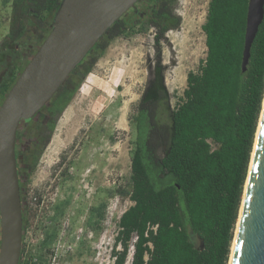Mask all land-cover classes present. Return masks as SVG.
<instances>
[{"label":"trees","instance_id":"obj_1","mask_svg":"<svg viewBox=\"0 0 264 264\" xmlns=\"http://www.w3.org/2000/svg\"><path fill=\"white\" fill-rule=\"evenodd\" d=\"M61 0H4L10 5L12 44L0 105L31 56L50 33ZM249 0H209L202 30L206 57L187 74L175 108L162 84L143 95L128 124L134 132L128 196L132 205L118 220L112 264H228L255 134L264 99V17L242 72ZM178 0H138L99 39L51 101L17 132L23 229L28 227L23 172L32 171L50 143L58 119L98 60L119 37L153 31L156 62L169 31L180 26ZM32 55L26 59V51ZM163 73V72H162ZM42 120H41V118ZM68 201L55 206V229L45 232L41 253L19 264H39L51 253L57 221ZM106 204L88 212L87 228L102 230ZM199 242V243H197ZM24 246V243H23ZM119 248V250H117ZM132 249L130 261L129 253Z\"/></svg>","mask_w":264,"mask_h":264},{"label":"rangeland","instance_id":"obj_2","mask_svg":"<svg viewBox=\"0 0 264 264\" xmlns=\"http://www.w3.org/2000/svg\"><path fill=\"white\" fill-rule=\"evenodd\" d=\"M208 3L178 0L175 12L181 23L167 33L160 64L155 59L153 31H134L117 38L84 79L58 119L37 166L21 175L28 222L22 240L24 260L41 253L45 232L55 229V206L67 200L56 222L53 251L39 264H112L118 220L132 205L128 196L118 194L130 190L134 132L128 116L143 95L153 97L160 83L171 106L179 103L187 74L198 71L206 57L202 25ZM10 15V5L0 0V44L8 33ZM14 47L2 46L0 82L8 73ZM32 52L26 51V59ZM101 203L106 204L102 230L92 231L86 226L88 212ZM77 237L80 244L75 243ZM131 255L132 249L128 261Z\"/></svg>","mask_w":264,"mask_h":264},{"label":"water","instance_id":"obj_3","mask_svg":"<svg viewBox=\"0 0 264 264\" xmlns=\"http://www.w3.org/2000/svg\"><path fill=\"white\" fill-rule=\"evenodd\" d=\"M138 0H61L50 33L0 105V264H19L23 216L16 142L21 121L34 118L105 32ZM264 17L249 0L242 72ZM228 264H264V99Z\"/></svg>","mask_w":264,"mask_h":264},{"label":"flooded vegetation","instance_id":"obj_4","mask_svg":"<svg viewBox=\"0 0 264 264\" xmlns=\"http://www.w3.org/2000/svg\"><path fill=\"white\" fill-rule=\"evenodd\" d=\"M23 215H25V218H26V213L25 214H23ZM26 229L27 228H25V230L23 229V240H24V237H25V235H26ZM44 237H45V235H44ZM44 237H43V239H44ZM76 244H80L81 242H80V237H77V239H76V242H75ZM83 243V242H82ZM51 251H53L52 250V248H51Z\"/></svg>","mask_w":264,"mask_h":264}]
</instances>
